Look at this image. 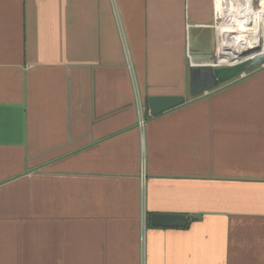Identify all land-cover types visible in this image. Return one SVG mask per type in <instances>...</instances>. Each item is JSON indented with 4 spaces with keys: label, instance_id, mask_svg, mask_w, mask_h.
I'll list each match as a JSON object with an SVG mask.
<instances>
[{
    "label": "crops",
    "instance_id": "crops-1",
    "mask_svg": "<svg viewBox=\"0 0 264 264\" xmlns=\"http://www.w3.org/2000/svg\"><path fill=\"white\" fill-rule=\"evenodd\" d=\"M228 19L229 0H0V264H264V67L190 95L192 66L228 63ZM135 78L148 110L186 102L141 127Z\"/></svg>",
    "mask_w": 264,
    "mask_h": 264
},
{
    "label": "water",
    "instance_id": "water-1",
    "mask_svg": "<svg viewBox=\"0 0 264 264\" xmlns=\"http://www.w3.org/2000/svg\"><path fill=\"white\" fill-rule=\"evenodd\" d=\"M258 67H264L263 39L253 55L235 63L219 66L213 64L192 66L190 70V95L198 97L237 78L244 77ZM185 102L186 97L184 96H152L148 99L149 112L150 115L156 116ZM151 222L154 226L181 227L187 224V217L184 215L155 214L152 215Z\"/></svg>",
    "mask_w": 264,
    "mask_h": 264
},
{
    "label": "bare ground",
    "instance_id": "bare-ground-1",
    "mask_svg": "<svg viewBox=\"0 0 264 264\" xmlns=\"http://www.w3.org/2000/svg\"><path fill=\"white\" fill-rule=\"evenodd\" d=\"M252 6V0H229V24L232 44L230 48L231 62H228V64L253 55L264 37L263 12L254 11ZM247 51L248 53H246Z\"/></svg>",
    "mask_w": 264,
    "mask_h": 264
},
{
    "label": "built area",
    "instance_id": "built-area-1",
    "mask_svg": "<svg viewBox=\"0 0 264 264\" xmlns=\"http://www.w3.org/2000/svg\"><path fill=\"white\" fill-rule=\"evenodd\" d=\"M252 5H253L252 8L254 11H256L258 13L263 12V15H264V11H263L264 0H259L257 8L255 7L254 0H252ZM263 40H264V37H263ZM134 82H135V89H136V105H137L138 114H139L140 126L144 127L146 122H147V119L149 117V110L147 108V103L143 97L141 89L139 88V86L137 84L136 78L134 79Z\"/></svg>",
    "mask_w": 264,
    "mask_h": 264
},
{
    "label": "rangeland",
    "instance_id": "rangeland-1",
    "mask_svg": "<svg viewBox=\"0 0 264 264\" xmlns=\"http://www.w3.org/2000/svg\"><path fill=\"white\" fill-rule=\"evenodd\" d=\"M258 2H259V0H254V3H255V7L257 8V5H258ZM264 8V7H263ZM262 8V9H263ZM263 11H264V9H263ZM223 18H224V20H226L227 18H228V16H224L223 15ZM229 20V19H228ZM222 21V20H221ZM229 23V21H227V24ZM225 35V34H224ZM222 40V38H220V41ZM230 45H231V43H228V49H229V47H230ZM228 53H229V56H228V60H227V62H231V51L230 50H228ZM228 64V63H227Z\"/></svg>",
    "mask_w": 264,
    "mask_h": 264
},
{
    "label": "trees",
    "instance_id": "trees-1",
    "mask_svg": "<svg viewBox=\"0 0 264 264\" xmlns=\"http://www.w3.org/2000/svg\"><path fill=\"white\" fill-rule=\"evenodd\" d=\"M258 68H260V67H258ZM258 68H256V69H258ZM256 69H254V70H252L251 72H249L248 74H250V73H252L253 71H255ZM247 74V75H248ZM237 79H239V78H237ZM237 79H235V80H237ZM235 80H233V81H235ZM233 81H231V82H233ZM231 82H229V83H231ZM228 84V83H227ZM226 85V84H225Z\"/></svg>",
    "mask_w": 264,
    "mask_h": 264
}]
</instances>
